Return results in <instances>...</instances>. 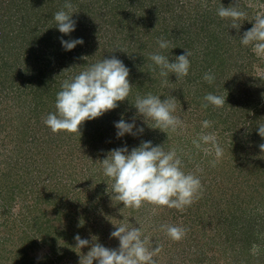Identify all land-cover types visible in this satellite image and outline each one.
Returning a JSON list of instances; mask_svg holds the SVG:
<instances>
[{
  "label": "rangeland",
  "instance_id": "374dc122",
  "mask_svg": "<svg viewBox=\"0 0 264 264\" xmlns=\"http://www.w3.org/2000/svg\"><path fill=\"white\" fill-rule=\"evenodd\" d=\"M30 1L32 0H27V4ZM58 1L57 4L44 7L43 11L41 8L43 13L35 16L34 23L29 22L30 18H24L25 10L13 17L11 14H14L15 8H8L7 11L0 9V19L4 21L3 24L0 23V28L10 26V30H13L14 27L22 28V25L28 24L32 31L27 32L23 41L38 43L37 48L42 50L46 46L42 40L48 35L50 46L47 47L50 49L55 40L52 35L55 30L53 16L57 8L62 9L58 6ZM110 1L113 5L118 0ZM141 2L132 9L128 7L127 19L121 22L119 28L116 25L105 26L103 17L100 16L88 22L87 28L90 27L91 30L93 25L98 36L92 45L94 57L100 60L102 56L112 58L116 52L123 56V51L119 49H123L124 26L132 28L134 34L143 30L147 42L144 49L145 58L159 51L166 55L170 62H175V57L185 54L186 50L192 53L189 58L191 77L178 81L176 75H171L172 78L169 76L171 82L175 79L178 85L187 84V91L190 92L187 94L190 96L187 97L188 100L185 97L179 98L176 95L182 93L176 85L174 91L169 94L177 98L176 115L185 121L187 127L183 132L170 133L169 137L166 133L164 144L166 148L176 149L186 172H193L201 179V208H198L200 202H197L196 208L187 207L184 211L166 206L154 208L145 205L139 210H124L123 207L117 206L120 203L111 199V190L107 191V183L110 181L103 174L102 164L97 161L107 158V153L116 149L112 145L114 142L123 147V140L114 137L113 143H106L104 135L110 132L106 130V127L110 130V127L105 125L106 121L94 124V127L89 129L92 134L84 139L79 134L71 135L66 132L60 133V139L52 135L37 137L36 113L35 118L31 119V114L36 110L34 101L32 96L27 94L29 83L22 82L29 79L30 75L23 71L25 64L17 67V63H14L20 56L21 61H24V46L6 67H0V264H79L81 254L86 255L90 250L93 235L98 237V242L105 247L119 248V240L111 237V232L115 230L113 223H131L136 227L143 225L144 234L149 240L162 246V250L155 257L157 264H252L249 259L235 254L238 247L230 242L232 237L227 241L229 236L227 237L225 232H232L233 229L235 232H241L248 228L252 234H264V165L258 167L257 159L254 160L255 165L252 160L247 163V152L242 151L246 147L253 156L257 149L260 150L259 145L264 143V138L258 131L259 124H264V59L258 58L250 46L246 47L240 42L243 33L253 26L249 20L254 18L257 11L264 10V0H239L241 8L248 13L247 20L242 21L239 33L230 28V21L219 18L216 11L221 4L228 7L236 0H158L156 4L154 1L153 5ZM142 4L147 6L146 9H140ZM107 10L102 9V13ZM116 11L122 14L118 16L123 19V12ZM144 13L153 15H148L150 19L144 21L140 19ZM9 17L13 18V22L17 19V22L9 25ZM19 31L20 28H15L14 35ZM160 37L170 41L172 47L159 49L157 39ZM1 42L0 39V63L8 56L7 47L10 46L9 41L6 45ZM57 42L61 43L59 33ZM208 47L212 53L215 50L213 59L208 58L212 53L204 54ZM56 58L61 60L60 57H53L57 68L52 76L56 78L73 75L76 66L70 64V69L65 70L61 65L62 61L59 62ZM80 62L82 61L77 59L75 63L80 65ZM149 62L152 63L150 59ZM210 64L215 72L209 68ZM30 67L34 68V63L31 62ZM148 67L151 68L145 69ZM152 67L143 64L145 72L140 77L149 76L155 79L157 76L153 74ZM209 70L215 76V85L203 80L204 74ZM14 78L15 81L21 80L19 89L24 94L19 96L20 99L17 93L18 83L12 86ZM198 85L200 91L196 89ZM155 86L163 87L159 83ZM208 92L223 95L226 99L224 107L218 109L210 105L209 108H203V97ZM192 93L197 94L196 98L191 97ZM161 99L164 98L161 96ZM48 111H44L45 118ZM39 119L41 120L42 116H39ZM204 120L214 121L213 127L204 131H214L224 150L215 167L209 163L214 159V155H205L192 143L201 132ZM49 137L52 138L50 141ZM147 138L149 137H141L142 141H147ZM149 141L154 146L160 145L159 141L154 139ZM234 141L238 143L237 146H234ZM234 147L241 153H236L240 155L238 159L234 158ZM197 166L203 171L197 172ZM210 187H214L213 191ZM227 187L238 192V198L232 199L228 195L223 202L226 206L224 214L238 217V222L234 225L229 224L225 216L217 217V202L211 204L208 201L209 206L204 205L208 191H211V195L213 192L217 195L219 191H226ZM219 208L222 209V206ZM25 217L40 218L43 229L47 225H54L56 233L52 236L47 234L33 243L27 241L24 246L21 232L12 231L11 226L6 224L11 225L13 220L19 222ZM50 221L52 223H49ZM66 223H71L72 232L68 234L73 243H77L75 236L79 235L88 239L90 245L81 251L76 248L65 250L67 240L63 232L68 229L65 228ZM161 225L185 227L188 231L180 241H174L165 231L160 230ZM59 229L60 232H57ZM93 264L98 262L94 261Z\"/></svg>",
  "mask_w": 264,
  "mask_h": 264
},
{
  "label": "clouds",
  "instance_id": "9594fccd",
  "mask_svg": "<svg viewBox=\"0 0 264 264\" xmlns=\"http://www.w3.org/2000/svg\"><path fill=\"white\" fill-rule=\"evenodd\" d=\"M216 11L219 18L230 21V28L236 29L238 33L242 21L248 17L239 0L228 7L221 4ZM74 13V5L70 0H65L62 9L54 14L56 27L62 34L70 35L75 31L76 21L72 18ZM249 22H252L253 26L243 33L240 42L246 47L250 46L258 58L264 59V10L257 11ZM83 43V39H61L66 51H71ZM157 44L161 50L172 47L171 42L163 37L157 39ZM191 56L192 53L186 50L185 54L175 57V62H170L166 55L158 51L151 53L148 59L153 62V72L159 68L161 85L166 87L170 74H175L178 81L189 75ZM129 76L130 69L115 56L91 64L62 82L61 90L56 95V112L49 113L43 119V123L53 133L66 132L81 136L80 129L86 121L102 117L119 107L120 102L129 101L133 89ZM203 80L208 84L215 81L211 70L204 74ZM166 97L162 100L160 95L151 92L144 96L136 95L134 103L131 104L137 109V113L131 123L123 118L115 123L117 137L143 133L144 128L137 129L135 123L138 117H142L150 128L167 133L168 137L170 133L183 132L187 125L176 115L177 98L172 95ZM203 100L207 102L202 104L203 108L212 105L219 109L226 104L223 95L213 93H207ZM213 125L214 121H202V130L192 143L205 155H214V159L209 163L215 167L224 150L214 131H204ZM258 131L264 138V124H259ZM259 148L264 152V143H261ZM97 162L102 164L103 174L110 181L107 183V191L111 190V199L123 203L124 208L139 210L145 205H151L154 208L166 206L184 211L203 195V185L199 176L193 172H186L183 160L176 149L166 148L165 144L154 146L151 141H142L140 146L132 148L131 151L127 146L113 149L107 153V158ZM202 171L203 169L197 166V172ZM113 225L115 230L111 232V237L119 240V248L105 247L98 242V237L93 235L90 250L86 255L81 254L79 264H93L94 261L98 264H157L155 257L162 250V246L149 240L144 234L143 225L139 224V227L131 223ZM160 230L165 231L174 241H180L188 231L185 227L174 225H161ZM75 240L77 242L75 248L80 251L90 245L88 239H83L79 235L75 236ZM255 252L254 246L253 253Z\"/></svg>",
  "mask_w": 264,
  "mask_h": 264
},
{
  "label": "trees",
  "instance_id": "16d2710c",
  "mask_svg": "<svg viewBox=\"0 0 264 264\" xmlns=\"http://www.w3.org/2000/svg\"><path fill=\"white\" fill-rule=\"evenodd\" d=\"M45 1H47V0H32V1L28 2V4H27V0H1L0 9H1V11H7L10 8L11 9L15 8L16 11L14 12V14H11V16H13V17L18 15L19 13H21L20 11L25 10L23 13L24 18L25 17H27L26 19L30 18L29 22L34 23L38 14L43 13L42 11H43L44 7H46V6L49 7L51 4H53V5L57 4V0H48L47 2H45ZM154 1L156 4L158 0L157 1L156 0H118L117 3L112 5L113 2H111L110 0H70V2L74 5L75 13L73 14L72 18H75L74 20L76 21V29L70 35L62 34L59 31V29L56 27V24L54 21L53 22V25H54L53 28L55 30H54V33L52 35L55 38V40H54L55 43L54 42L52 43V47L50 49L47 47V46H50L48 44V42L50 41V39H49L50 37L48 35L47 36L45 35L44 36L45 40L44 39L42 40V41H45L44 43L46 44V46L43 47L44 50L43 49L40 50L39 48H37L38 43H34L33 41L30 42L31 40L30 41L26 40L25 42L23 41L25 39V36L27 35V32L32 31V27L28 26V24L22 25V28L21 27H14L13 30H10V28H11L10 26H9V28L8 27L7 28H0V39L2 41L1 43L5 44V45H6V42L8 43V41L10 43V46L7 47V48H9L8 49L9 50L8 56H5V58L2 59V63H0L1 68L6 67L10 63V61L16 57V55L18 54L17 52L25 46L24 48L26 50L23 49L24 61L23 62L21 61L22 59L20 58L21 57L20 56V57H18L19 59L16 58L14 63L15 64L17 63L16 64L17 67H19L20 64H23V66L25 64L27 69L23 68V71H24V73H28V75H30V77H28L29 79L22 80V82L23 83L24 82L29 83V85H28L29 92H27V94L31 95L32 99L34 101V105H35L36 110H35L34 114H31V119L35 118V113H36V119L37 120L35 123L38 124V128H35V135L37 137H38V135H40V136L52 135V137H57L58 139H60V133H53L43 123V119L45 118L44 117V115H45L44 111L46 109H48L49 110L48 114L56 112V108H55L56 95L61 90V85H62V82L64 80L69 79V78L75 76L76 74H78L79 72L83 71L84 70L83 68H87L91 64H94L98 61H101L99 58L94 57V51H93L92 45H93L94 39L98 38V36H96V31H95L93 25H92L93 31H92V29L90 30V27H88L89 29L87 28L88 22H91L96 17L100 16V17H103V22L105 23V26L109 25L111 27V26L116 25V27L119 28L121 25V22H123L124 19H127V16L129 14L128 13V11H129L128 7L129 6L132 9L133 6H135L136 4H139L140 2L141 3L149 2L151 5H153ZM64 4H65V0H59L58 1V6L60 5L61 7H63ZM146 7L147 6H145V4H142L140 6V9H146ZM41 8H42V11H41ZM59 8H57L55 12H57L59 10ZM102 9H108V10H107V12L102 13ZM116 10H120L123 12V19L121 17L119 18V16H121L122 14H119ZM137 10H136V12H137ZM134 12H135V10H134ZM135 13H134V15H135ZM105 15L107 17H104ZM148 15H153V14L152 13H149V14L144 13L143 16L140 17V19H144V21L149 20L150 18L147 17ZM12 19H13L12 17L8 18V23L10 21L9 25H12L15 22H17V19L15 20V22H13ZM1 20H2V18L0 19V23L2 22L1 24H3L4 21H1ZM15 28L16 29L20 28V31L14 35L13 32H14ZM51 32H52V30L49 32V34ZM58 33H59L60 38L63 40L83 39L84 43L82 45H77L71 51H66L63 48L62 44L61 43L58 44V42H57ZM21 38H23V39H21ZM145 41H146V36H145L143 30L142 31L139 30L137 33L134 34L132 28L130 29V27L124 26V28H123V50H124L123 56L118 54V52L113 53V54L115 57H117L118 59L123 61V63L130 69L129 80H130V83L133 85V89H132L131 95L128 98L129 101L126 100L124 102H120L119 107H117L114 110L107 112L106 116L103 115L102 117H99L95 120L86 121L81 126V129H80V131H81L80 137L81 138L84 139V137H87V136H89V134H92L89 132V129H92L94 127V124H97L100 121H102V122L106 121L105 125L110 127V130L107 127H106V130H108L110 132H109V134L105 133L104 138H105L106 143H108V142H110V144L113 143L115 140L114 137H117V129L115 127L116 122L114 123L113 121H120L123 118L127 122H130V123L132 122V118L136 115L137 109H135V107L131 104V102L134 103L135 97L138 94L141 96H144L147 93L151 92L154 95H161L164 99H166L167 98L166 96H168L171 92H173L174 87L177 85L179 87V89H181L180 92L182 93V95H180L178 93V95H176V96H179V98L185 97L187 100H188L187 97H190L187 95L188 93H190L189 90L187 91V87H186L187 84L184 83L182 85H178V83L176 82L175 79L173 82H171L169 79L168 85L166 87L163 86L162 88H157L155 86V84H158V83L161 84V79H162L159 76V70H157L156 72H153V74L157 76L155 79H153L152 77H149V76H143L142 78L140 77V75L143 72H145V70L143 68V64L144 65L147 64L149 66L150 65L154 66L153 62L150 63L149 59L145 58L146 54L144 52H146V51H144V49L146 48V45H147V42H145ZM20 46H21V48H20ZM110 47H112V46H110ZM213 51L214 52L212 53L208 47L207 50L204 51V54L205 53H212V55H210L208 58L213 59L214 58L213 56L215 55V50H213ZM34 56H35V58H34ZM54 56L61 58V60H58L57 58H56V60L59 62L62 61L61 62L62 68H65L66 70L70 69L69 68L70 64L75 65L76 68L74 69L75 71L73 72V75H69V76L62 75V77H56V78L53 77L52 74L54 73L55 68H57V66L54 65V59H53ZM104 58H105V56L104 57L102 56V60ZM77 59L82 61V62H80V65L75 63ZM171 59L174 60L173 58H171ZM31 62L34 63V68L30 67ZM212 67H213L212 64H210L209 68H212ZM72 68H74V66H72ZM150 68L151 67H148L145 69L149 70ZM212 69H214V68H212ZM30 70H32V71L30 72ZM189 72H191V69L189 70ZM213 72H215V69ZM148 73H150V72H148ZM171 75H175V74H170L169 75L170 78H172ZM187 77H191V76L188 75ZM187 77H185V78L187 79ZM58 78H60L61 82H59L60 80L58 81ZM192 80H194V78H192ZM13 82L14 83L12 86H15L18 83V85H17V87H18L17 93L19 94L18 97L22 96L24 93L21 92V89H19L20 84H21V80L18 79L15 81V78H14ZM170 83H172V85ZM200 83L202 84V82H200ZM210 85H215V83L213 82ZM196 89H199V85H198V87L196 86ZM199 91H200V89H199ZM15 95H17V94H15ZM196 95H197L196 93H192L191 97L196 98L195 97ZM198 98H200L199 94H198ZM19 99H20V97H19ZM164 99H162V100H164ZM205 103H207V102L205 101ZM209 106L207 108H209ZM40 108H42V110H40L41 112L39 111ZM116 111H117V113H115ZM30 112H32L31 108H30ZM48 114H46V116ZM120 115H122V116H120ZM39 116H42L41 120L39 119ZM112 118H113V120H112ZM135 123L137 125V129L139 127H143L144 132L143 133L137 132V135H135V136H133L131 134H125L124 137H120L123 140V147L127 146L129 151H131L132 148L140 146V144L143 140V139H141L142 136L149 137V138H147V141H149L151 139H154V141H157V142L159 141L158 143L160 145H163L165 143L166 133L162 132L159 129L150 128L146 123H144L142 117H138L136 119ZM112 128H114V130H111ZM137 129H134V131H137ZM44 131H45V133H44ZM53 134H58V135L54 136ZM51 139L52 138L49 137L48 140L50 141ZM168 141L170 142L171 140L168 139ZM236 144L238 145V143L236 141H234V146ZM112 145L115 148H121L122 147L120 144H118V142H114ZM243 150L245 151V153L247 152V157L250 159V160L249 159L247 160L248 161L247 163H249V161L252 160L254 165H255L254 160L257 159L258 163H259L258 167L264 165V156H263L264 154H262L260 150L257 149L254 152L253 156L251 155L250 150H248V148L245 147V149H242V151ZM238 151H237V148H235V147L233 148V152L235 153L234 158H236V159H238V156H240V155H236V153L241 154ZM16 166H18V164H16ZM239 167H240V163H238V168ZM255 167L257 168V166H255ZM21 177H23V176L21 175ZM232 187H234V186H232ZM213 188L214 187H210V190L213 191ZM225 190L226 191H222V192L219 191V193H217V195H215L216 192L215 193L213 192V194H212L213 196L210 193L211 191H208V194H207L208 196L205 199V202L207 204L204 203V205L208 207L209 206L208 201L211 204L217 202V204H218V205H216L217 217L218 216H220V217L225 216L226 220L229 222V224L234 225L235 222H238V217H236L235 215L233 217L232 216L230 217V216H227L226 214H224L225 204L223 202H225L224 199L227 198L228 195L231 196L232 199L238 198V195H237L238 192H236L234 189H230L228 187ZM214 200H216V201H214ZM197 202H200L199 199L196 200L190 206V208H194V207L196 208L195 205L197 204ZM115 203H118V201H116ZM201 203L202 202H200L198 204V208L200 207ZM122 205H123V203H120L117 206L123 207L124 210L128 209V208H124V205L123 206ZM219 206H222V209H220V208L218 209ZM213 217H211V218L213 219ZM11 223H12L11 225L9 223L6 225L11 226V230L14 232L15 231L21 232V237L23 238V245L24 246H25L27 241L33 243L34 241L38 240L39 238L45 237L47 234L49 236H52L54 233H56V230H55L56 228L54 227V225H51V226L47 225L46 228L43 229L42 228L43 225H42V223H40V218L29 219L28 217H25L23 220H20L19 222L16 220H13ZM49 223H52V222L50 221ZM58 225H60V224H58ZM65 226H66L65 228L68 227V229H65V232H63V234H65L64 238L67 240L65 242V244H66L65 247L67 246V248H65V250L68 248L74 249L76 247V243L75 242L73 243V241L71 240V238L68 234V233L72 232V231H70L71 223H66ZM54 230H55V232H54ZM231 231L232 232L226 231L225 234L227 235V237L229 236L227 238V241L231 240L230 242L232 243V245L235 244V246L238 247L237 250L235 251V254L237 256H243V258L249 259V262H251L252 264H264V234H263V232H260L258 234H256V233L252 234V232L248 228L241 230V232L240 231L235 232L234 229ZM57 232H60V229L57 230ZM230 237H232L233 239L229 240ZM256 245H258V246H256ZM254 246L257 249L255 253H253V247Z\"/></svg>",
  "mask_w": 264,
  "mask_h": 264
}]
</instances>
